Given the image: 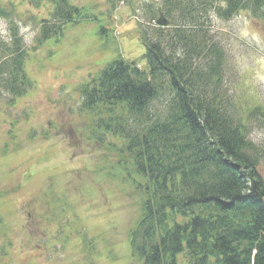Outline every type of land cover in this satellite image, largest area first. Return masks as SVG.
I'll list each match as a JSON object with an SVG mask.
<instances>
[{
    "label": "rangeland",
    "instance_id": "rangeland-1",
    "mask_svg": "<svg viewBox=\"0 0 264 264\" xmlns=\"http://www.w3.org/2000/svg\"><path fill=\"white\" fill-rule=\"evenodd\" d=\"M163 1L68 0L87 19L38 46L50 0H0L11 11L0 17V45L10 43L13 22L31 82L13 106L7 97L0 103V264H141L130 235L143 216L145 180L104 117L81 109L80 89L119 56L140 60V28L156 26ZM208 27L225 50L238 109L264 112V18L212 12ZM249 130L264 143L260 116Z\"/></svg>",
    "mask_w": 264,
    "mask_h": 264
},
{
    "label": "trees",
    "instance_id": "trees-1",
    "mask_svg": "<svg viewBox=\"0 0 264 264\" xmlns=\"http://www.w3.org/2000/svg\"><path fill=\"white\" fill-rule=\"evenodd\" d=\"M216 1L164 0L169 24L140 28V60L119 56L80 89L81 109L104 117L145 180L143 216L130 235L141 264H264V143L249 130L251 118L264 123V112L238 109L225 50L208 27L212 12L264 18V0ZM50 3L38 46L87 19L68 0ZM8 15L0 6V17ZM9 35L0 45V103L7 97L13 106L31 82L13 22Z\"/></svg>",
    "mask_w": 264,
    "mask_h": 264
},
{
    "label": "water",
    "instance_id": "water-1",
    "mask_svg": "<svg viewBox=\"0 0 264 264\" xmlns=\"http://www.w3.org/2000/svg\"><path fill=\"white\" fill-rule=\"evenodd\" d=\"M156 24L158 26H167L168 25V21L164 19V17L160 14L158 19L156 20Z\"/></svg>",
    "mask_w": 264,
    "mask_h": 264
}]
</instances>
